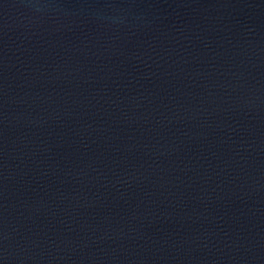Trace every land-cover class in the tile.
<instances>
[{
  "label": "water",
  "instance_id": "water-1",
  "mask_svg": "<svg viewBox=\"0 0 264 264\" xmlns=\"http://www.w3.org/2000/svg\"><path fill=\"white\" fill-rule=\"evenodd\" d=\"M0 264H264V0H0Z\"/></svg>",
  "mask_w": 264,
  "mask_h": 264
}]
</instances>
